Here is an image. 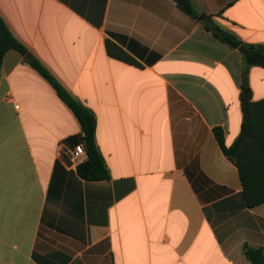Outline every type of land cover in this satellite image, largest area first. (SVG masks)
Here are the masks:
<instances>
[{
  "label": "crops",
  "instance_id": "crops-1",
  "mask_svg": "<svg viewBox=\"0 0 264 264\" xmlns=\"http://www.w3.org/2000/svg\"><path fill=\"white\" fill-rule=\"evenodd\" d=\"M264 44V0H191ZM14 37L96 118L110 177L71 154L73 111L16 50L0 70V264H252L264 204L243 207L223 153L241 132L242 56L173 0H0ZM112 40L134 60L111 57ZM254 101L264 68L250 69ZM85 158L83 162H85Z\"/></svg>",
  "mask_w": 264,
  "mask_h": 264
},
{
  "label": "trees",
  "instance_id": "trees-1",
  "mask_svg": "<svg viewBox=\"0 0 264 264\" xmlns=\"http://www.w3.org/2000/svg\"><path fill=\"white\" fill-rule=\"evenodd\" d=\"M176 6L198 21L217 39L239 50L242 56V81L239 96L242 108L240 135L231 146H226L222 128L214 133L224 155L237 167L242 184L243 207L254 208L264 204V99L254 101L250 85V69L264 68V44H248L239 40L233 33L215 22L214 16L198 12L191 0H173ZM203 17V19H200ZM108 54L121 61L135 64V60L112 40H106ZM16 50L26 57L30 66L36 70L56 91L58 97L73 111L83 131V143L87 160L77 167L78 175L87 181H104L110 177L109 170L95 139L96 118L91 110L77 101L42 65L28 54V50L12 34L0 15V70L5 54ZM244 254L252 264H264V251L261 248L244 246Z\"/></svg>",
  "mask_w": 264,
  "mask_h": 264
},
{
  "label": "built area",
  "instance_id": "built-area-1",
  "mask_svg": "<svg viewBox=\"0 0 264 264\" xmlns=\"http://www.w3.org/2000/svg\"><path fill=\"white\" fill-rule=\"evenodd\" d=\"M87 158V152L84 144H79L75 147L71 154L73 164H81L82 161Z\"/></svg>",
  "mask_w": 264,
  "mask_h": 264
},
{
  "label": "water",
  "instance_id": "water-1",
  "mask_svg": "<svg viewBox=\"0 0 264 264\" xmlns=\"http://www.w3.org/2000/svg\"><path fill=\"white\" fill-rule=\"evenodd\" d=\"M200 19H203V17H201Z\"/></svg>",
  "mask_w": 264,
  "mask_h": 264
}]
</instances>
